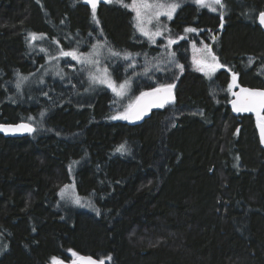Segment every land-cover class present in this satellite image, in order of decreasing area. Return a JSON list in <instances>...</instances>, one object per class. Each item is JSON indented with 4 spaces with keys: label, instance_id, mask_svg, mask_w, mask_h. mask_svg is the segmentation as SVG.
I'll return each mask as SVG.
<instances>
[{
    "label": "trees",
    "instance_id": "trees-1",
    "mask_svg": "<svg viewBox=\"0 0 264 264\" xmlns=\"http://www.w3.org/2000/svg\"><path fill=\"white\" fill-rule=\"evenodd\" d=\"M222 2L212 11L186 0L170 19L189 34L174 45L183 69L135 76L129 97L174 84L177 101L130 125L112 119L119 96L91 86L86 69L55 63L39 74L48 60L31 41L44 34L86 52L102 39L123 56L156 55L130 8L101 4L97 23L83 0H0V122H40L33 135L0 134V264H52L73 251L107 264H264V148L256 117L229 107L233 74L264 87V0ZM195 36L224 65L211 77L192 68ZM130 62L110 63L118 82ZM72 178L95 211L60 197Z\"/></svg>",
    "mask_w": 264,
    "mask_h": 264
},
{
    "label": "rangeland",
    "instance_id": "rangeland-1",
    "mask_svg": "<svg viewBox=\"0 0 264 264\" xmlns=\"http://www.w3.org/2000/svg\"><path fill=\"white\" fill-rule=\"evenodd\" d=\"M110 2L127 4V3H131V0H110ZM149 2H160V3H165V4L177 3V4H179V7L176 9V11H175V13H176L177 10L186 2V0H149ZM133 13H134V17H135V12L133 11ZM175 13L173 14L172 18L174 17ZM148 19H151V23L147 22ZM169 22H170V19H168L164 15L159 16L158 19L152 18V17H146V21L143 24V27H144L145 31H148L150 33L151 38H149V36H145L139 30V28L137 27V20L135 18L136 27H137L139 33L141 35H143L144 37H146L152 43V45H154L158 49L157 54L154 56H151V57H149V55H143V56L139 55L137 57L128 56V55L123 56V54H119L112 47H110L108 44H106L105 40H102V39L94 42V44L91 46V48L86 52H82L79 50H64L58 46H56L54 48V46H51L52 45L51 43H49V44L45 43L47 40L45 39L44 34H37L36 33L38 37H42V38H39L42 40V42H41L42 43L41 44L42 45V52H43L44 56L46 55V60H48L47 67L44 68L43 70L41 69V71L40 72L38 71V72H39V74L41 72H43L44 75L45 74L48 75V72L50 74H53L54 68L55 69L58 68V67H56L57 65L55 63H58L59 67L62 70H64L62 63L67 64V68L71 69V70H76V68L79 66L80 68L86 69V71H87L86 73L89 76L91 86H93L94 88L106 87V88L110 89L115 95H117V93L114 92L112 90V88L108 87L107 84H100L99 82H94L92 79V77L94 75H103V70L107 69L108 78L111 81L115 82V84L117 86H119L120 84H124L125 81L128 82L127 87L124 89V94L123 95H117L120 98L121 106L124 107L122 110L117 107V111H118L117 116L124 114L126 112V110L128 109L129 104H133L136 97H137V96L129 97L131 95L132 90H133L132 80L135 78V76H137L139 74H141V75L147 74L148 75L150 72H156L158 69L162 68L163 66H169V65L179 66L180 65L178 52L175 51L174 45H176L177 43H179L180 41H182L186 38L188 40L189 34H187V35L184 34L181 36H179V34H175L171 30ZM157 32H159L160 35H155V33H157ZM181 37H183V38L181 39ZM170 39L175 40L176 43L169 44ZM36 40H38V39H36ZM191 40H190V61L192 62V68L194 70L199 71L198 65L193 62L194 58L198 59L201 57L202 53L199 50L201 48H203L204 45H208L211 48V50H212V46L210 43L203 41V40H200V41L197 40L196 41V36L193 39V41H191ZM31 41H32V38H31ZM35 41H33V43ZM53 42H54V44H57L55 41H53ZM193 45H195V49L193 48ZM52 51H54V54H52ZM62 52H75L78 57H89L91 60L96 61V63H82V62H80V60L73 59L71 56L61 55ZM117 53L119 55H116ZM212 53H214L213 50H212ZM121 57H124L128 61L131 60L130 63L134 69L131 72L130 78L124 79L121 82H118L113 76V71L111 69L110 63L118 61ZM52 61H54V65H53V63H50ZM138 61H140V64H138ZM199 72H202V71H199ZM39 74L38 75L36 74L35 76H39ZM35 76L34 75H32L30 77L26 76V77L22 78V81L24 82L27 78H29L28 80H30V79L32 80L33 77H35ZM53 76H56V74H54ZM207 76H209V75H207ZM237 85H239V84H237ZM236 88L237 87L232 88L234 90L233 92H235ZM33 121L35 122L36 125L38 123H40L39 119H37V118H34ZM72 177L74 178V176H72ZM73 178L67 184H65L62 187L61 192H60V197L63 200H66V201L78 206L79 208H82V209L88 210V211H95L96 206H95L93 200H90L87 198L85 199L78 193L77 188L75 186V181ZM66 185L69 186L67 189L65 188ZM62 190H63V195H62ZM76 198H79V200H80L79 204H77L75 202ZM88 206H91V208H89ZM0 248L1 249L5 248V245L2 246V240L1 239H0ZM1 249H0V254L2 253Z\"/></svg>",
    "mask_w": 264,
    "mask_h": 264
},
{
    "label": "snow or ice",
    "instance_id": "snow-or-ice-1",
    "mask_svg": "<svg viewBox=\"0 0 264 264\" xmlns=\"http://www.w3.org/2000/svg\"><path fill=\"white\" fill-rule=\"evenodd\" d=\"M99 0H86V3L91 5L92 18L97 23L99 22L96 17V8ZM201 7L209 8L212 11H216V6L223 7L222 0H196ZM124 7L130 8V10L135 12V18L137 20V27L145 35L151 38L148 31H145L143 24L146 21V17L159 18V16L164 15L168 19H171L176 9L179 7L177 3H160V2H149V0H131V3L123 4ZM258 20L261 25H264V12L258 14ZM151 23V19L147 20ZM223 25H221L222 27ZM187 32H195V28H187ZM155 35H160L159 32ZM32 40L42 38L38 37L37 34H32ZM183 37H181L182 39ZM176 43L175 40H169V44ZM195 49V45H193ZM202 55L200 58H194V63L198 65V70L204 72L211 77L218 69L223 68L224 65L219 62L218 57L212 53L211 48L208 45H204L203 48L199 50ZM61 55L71 56L73 59H78L82 63H96V61L91 60L89 57H78L75 52H62ZM116 55H119L118 53ZM183 69V65H179ZM94 82H99L100 84H107L108 87L112 88L117 95H123L124 89L127 87L128 82L125 81L124 84L117 86L115 82L111 81L107 75V69L103 70V75H94L92 77ZM19 86V85H18ZM175 87L173 84L160 85L151 92H143L133 104H129L128 109L124 114L114 116L112 119H141L144 114L147 113L151 108L157 107L162 108L166 104L174 101V95L172 89ZM233 87H238L236 74L232 76V84L229 85V90ZM232 95L235 99L232 101V106L236 112H252L256 114L257 124L260 128L261 135L264 136V90H252L244 87H240L238 92H233ZM0 131L5 132H18V131H34L33 128L28 125H18L14 127H5L0 125ZM119 151L124 150V145L120 146ZM69 186H65L67 189ZM63 195V190H62ZM75 202L80 203L79 198H76ZM74 259L72 264H98L97 260L92 257H85L77 254L75 251L72 252ZM110 260L111 257H108ZM52 264H63V261L58 258H53ZM99 264H104V260H100Z\"/></svg>",
    "mask_w": 264,
    "mask_h": 264
},
{
    "label": "water",
    "instance_id": "water-1",
    "mask_svg": "<svg viewBox=\"0 0 264 264\" xmlns=\"http://www.w3.org/2000/svg\"><path fill=\"white\" fill-rule=\"evenodd\" d=\"M109 2H110V0H99V2L97 3V8L101 4H106V3H109ZM84 3L87 4L89 6V8L91 9V5L88 4V3H86V0H84ZM262 12H264V11H262ZM258 24L262 28V30L264 31V25H261L259 23V20H258ZM240 87H244V88H248V89H252V90H264V87H252V86H248V85H238V87L236 88L235 92H238ZM155 88H158V87H155ZM155 88H152V89H150V90H148L146 92H151ZM172 93L174 95V101L171 102V103H169V104H173V103H175L177 101V93H176L175 87L172 89ZM234 99H235V97L233 96L232 99L229 102V107H230L231 111L233 112V114L238 115V116L239 115H242V114H246V115H253V116L256 117V114L255 113H252V112H236V111H234L233 106H232V101ZM169 104H166V105H169ZM162 108L153 107L149 111H147V113L144 114L141 119H138V120L137 119H134V118L133 119H129V120H127V123L130 124V125H139V124H142L146 119H148V118L151 117V115L153 114V111L158 110V109H162ZM256 121H257V117H256ZM21 124L28 125L29 127L33 128L34 131H32V132H28V131H18V132H15V133L0 131V134L4 135L6 137H23V136L33 135L37 131V126L34 123H32L30 121H26V120L19 121V122H9V123L8 122H0V125H3L5 127H14V126H18V125H21ZM257 131H258V136H259L261 145L264 148V136L261 135V131H260V128L258 127V124H257ZM80 255L81 256H85V257H92L93 259L97 260L98 264H99V261L100 260H103V259L96 258V257H94L92 255H87V254H80ZM72 260H61V261H63V264H72ZM104 264H107L105 260H104Z\"/></svg>",
    "mask_w": 264,
    "mask_h": 264
},
{
    "label": "bare ground",
    "instance_id": "bare-ground-1",
    "mask_svg": "<svg viewBox=\"0 0 264 264\" xmlns=\"http://www.w3.org/2000/svg\"><path fill=\"white\" fill-rule=\"evenodd\" d=\"M83 2H84V0H83ZM96 9H97V8H96ZM138 96H139V95H138ZM138 96H137V97H138ZM137 97H136V98H137ZM232 97H233V96H232ZM231 99H232V98H231ZM135 100H136V99H135ZM126 121H127V120H126Z\"/></svg>",
    "mask_w": 264,
    "mask_h": 264
},
{
    "label": "flooded vegetation",
    "instance_id": "flooded-vegetation-1",
    "mask_svg": "<svg viewBox=\"0 0 264 264\" xmlns=\"http://www.w3.org/2000/svg\"><path fill=\"white\" fill-rule=\"evenodd\" d=\"M69 44H71V43H69Z\"/></svg>",
    "mask_w": 264,
    "mask_h": 264
}]
</instances>
